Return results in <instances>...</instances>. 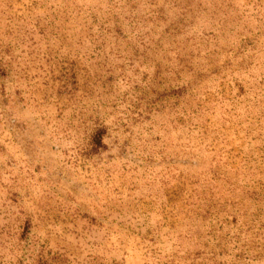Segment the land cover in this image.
Returning a JSON list of instances; mask_svg holds the SVG:
<instances>
[{"label": "rangeland", "instance_id": "rangeland-1", "mask_svg": "<svg viewBox=\"0 0 264 264\" xmlns=\"http://www.w3.org/2000/svg\"><path fill=\"white\" fill-rule=\"evenodd\" d=\"M0 264H264V0H0Z\"/></svg>", "mask_w": 264, "mask_h": 264}, {"label": "trees", "instance_id": "trees-1", "mask_svg": "<svg viewBox=\"0 0 264 264\" xmlns=\"http://www.w3.org/2000/svg\"><path fill=\"white\" fill-rule=\"evenodd\" d=\"M103 135V130H98L96 136L93 138V141L95 142L94 145L101 146V136Z\"/></svg>", "mask_w": 264, "mask_h": 264}]
</instances>
